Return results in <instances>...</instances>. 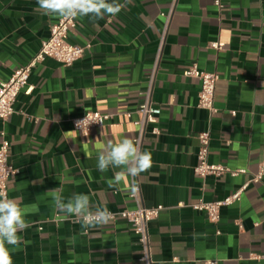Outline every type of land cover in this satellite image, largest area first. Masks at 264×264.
<instances>
[{"label": "crops", "instance_id": "1", "mask_svg": "<svg viewBox=\"0 0 264 264\" xmlns=\"http://www.w3.org/2000/svg\"><path fill=\"white\" fill-rule=\"evenodd\" d=\"M222 4L131 0L114 16L77 17L69 40L91 48L70 67L47 57L32 70L33 92L22 91L15 113L0 119V142L5 132L19 169L8 198L36 206L26 209L29 227L19 235L30 243L12 252L14 264H140L142 248L126 220L87 229L75 217L59 222L48 195L61 188L65 200L89 195L93 211L133 210V181L145 207H164L149 224L153 264H264L251 258L264 252V180L223 207L217 224L192 208L234 193L264 161V0ZM59 19L38 11L36 0H0V83L35 57ZM193 66L219 76L215 114L199 107L201 82L185 75ZM149 89L162 110L160 133L149 129L140 147L151 153V166L117 181L121 169L100 171L97 153L108 140L135 139L138 115L126 112ZM88 111L112 117L84 136L72 119ZM202 132L210 134V163L247 172L197 175Z\"/></svg>", "mask_w": 264, "mask_h": 264}, {"label": "built area", "instance_id": "2", "mask_svg": "<svg viewBox=\"0 0 264 264\" xmlns=\"http://www.w3.org/2000/svg\"><path fill=\"white\" fill-rule=\"evenodd\" d=\"M217 7L222 8V0H214ZM172 12L163 14L167 21L170 19ZM77 25V17L71 19L60 18L57 23L51 27L50 37L42 42L41 48L35 57L25 66L17 68L8 81L0 83V119L8 120L15 113V102L18 95L25 91L26 94H31L34 87L30 84V76L32 70L47 57L55 59L59 63L70 67L81 59L86 50L91 48V44L77 45L69 40V33L75 29ZM211 46L220 49L218 43H212ZM158 61H156V65ZM154 71L152 79L154 78ZM186 76L198 78L201 82V92L199 94V107L208 110L211 114L217 112L215 107L216 85L219 81V76L216 73L200 71L196 66H193L185 71ZM161 108L155 105L151 99V89L145 93L144 101L134 111L126 112L127 117L133 118L134 114L138 118L134 120V124L138 127L137 135L134 139L141 147L146 132L150 129L153 134H159L158 128ZM89 118L93 122L88 126L89 133L94 129L104 126L110 119L111 115L100 111H88L85 114L72 119L74 128L82 135V130L77 127V121ZM0 142V193H4L7 197L9 194V181L11 178L19 174L17 169L11 162V141L5 132L1 134ZM200 149L198 152V164L195 167L197 175L205 178L208 176L221 177L225 174H230L235 177L247 171L244 169L233 170L221 164H213L209 161V132H202L199 135ZM264 180V161L260 164L259 171L254 174L250 181L228 195L221 201L207 202L200 199L192 205V208L198 211H203L207 214L208 219L212 223H219L221 220V209L225 206L233 205L241 200L243 192L247 189L250 183H261ZM138 188L137 194L133 197L130 192V197L136 202V208L133 210L125 209L113 213V220H126L133 232L136 234L142 253L140 256V264H153L151 239L149 234V224L154 220L164 209L162 205L156 207H145L142 202L141 187L135 182ZM76 219V218H75ZM77 220V219H76ZM78 221V220H77ZM79 222V221H78ZM242 228V224L238 223ZM252 259L263 260L264 252L260 255H252ZM206 264H217L215 260L206 261Z\"/></svg>", "mask_w": 264, "mask_h": 264}, {"label": "clouds", "instance_id": "3", "mask_svg": "<svg viewBox=\"0 0 264 264\" xmlns=\"http://www.w3.org/2000/svg\"><path fill=\"white\" fill-rule=\"evenodd\" d=\"M38 11L43 15L71 19L76 17H91L102 19L105 15H116L131 0H36ZM77 127L82 130L84 136H88V126L93 123L86 116L77 121ZM152 155L150 152L141 151L138 143L132 138L124 137L118 142L108 140L97 153V167L100 171H107L110 167L120 168L117 181L124 176L135 178L141 172L150 168ZM111 182H110V185ZM138 188L133 181L131 195L137 194ZM51 197L53 211L56 220L62 222L68 217H75L87 229L95 226L108 225L113 220V213L105 207H97L92 210L90 197L84 193H77L65 200L63 190L55 188L48 191ZM35 205L21 206L14 198H8L0 193V264H14L12 252L18 251L22 243L30 241L23 240L20 232L29 227L26 220V209ZM11 245L12 248L7 247Z\"/></svg>", "mask_w": 264, "mask_h": 264}]
</instances>
